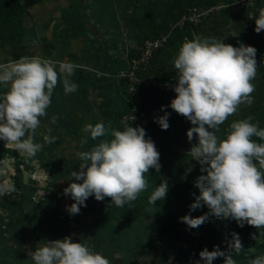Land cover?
<instances>
[{"label":"rangeland","instance_id":"1","mask_svg":"<svg viewBox=\"0 0 264 264\" xmlns=\"http://www.w3.org/2000/svg\"><path fill=\"white\" fill-rule=\"evenodd\" d=\"M21 1L28 9L22 19L26 29L21 30L20 19L14 24L24 35L27 48L34 49L35 56L73 62L82 72L76 68V77L71 80L83 77V86L75 94L67 95L62 85L56 86L66 106L78 100L81 109H70L68 114H61L59 122L52 124L54 103H51L47 116L41 118L35 132V142L43 145L35 156L27 158L14 146L0 141V186L6 190L0 195V223L10 225L0 229V262L34 264L31 253L35 249L47 241L72 237L73 242L86 243L108 258L110 264H196V261L203 264L199 253L205 249L207 231L215 217L209 215L205 223L194 229L179 220L186 214L199 217L210 212L206 205L195 211H190L189 207L199 195L194 184L202 174L201 166L190 152L196 143L195 136L192 141L187 137L191 122L170 107L165 109L171 113L167 130H162L154 118L164 115L161 107L170 105L176 97L174 88L169 85L176 84L174 59L186 39L215 37L234 47H238L246 35L250 36V41L256 34L264 40V30L255 32V22L249 31L245 27L242 30L241 21L249 0H206L212 10L200 19L192 17L191 12L203 8L197 6L202 0H166L162 7L156 3L158 0ZM251 7L264 8V0H251ZM258 15L259 11L256 18ZM175 16V26L168 33L169 45L152 49V54L148 55L145 43L155 42L164 30L165 20ZM2 26L6 34L11 32L10 25L3 23ZM35 35L38 46L32 45ZM252 83L255 85L251 94L253 103H242L237 112L220 125L217 135L221 139L226 137L233 121L251 117L252 123L258 121L264 128V66L257 69ZM93 101L97 102V107L93 106ZM99 122L106 127L110 125L109 131H122L130 125L145 128L146 138L150 137L160 152L162 167L159 172L150 169L145 173L147 189L123 207L111 203L110 197L103 201L89 197L86 207H81L77 214L85 226L81 230L70 228L60 234L57 232L59 224L56 231H51L53 226L42 227L48 218L37 214L39 208L35 204L44 200L53 202L57 198L61 210L69 214L66 206L74 201L65 196L63 190L70 183L71 172L79 171L83 163L77 153L89 151L101 140L112 138L109 135L93 140L85 131L87 124ZM49 135L56 137L53 143L45 142L44 137ZM84 139L87 143H82ZM253 139L260 142L257 137ZM164 180L175 188L170 196L166 195L152 206L150 195ZM17 201L25 202L27 214L35 220L36 234L28 232L24 242L20 226L12 224L20 209L18 212L9 210ZM104 219H109L114 231L105 244L96 242L94 234L97 233H93L98 222ZM65 221L63 219L60 226ZM9 229L11 233L7 232ZM232 233H238L243 244L241 252L232 253L237 264H249L250 260L264 256V228L248 224L240 227L230 219L219 225L216 246L222 251L228 250L225 243L231 240ZM253 233L256 239L251 238ZM14 238L17 242L12 241ZM223 261V257H218L213 264H223Z\"/></svg>","mask_w":264,"mask_h":264},{"label":"clouds","instance_id":"2","mask_svg":"<svg viewBox=\"0 0 264 264\" xmlns=\"http://www.w3.org/2000/svg\"><path fill=\"white\" fill-rule=\"evenodd\" d=\"M255 24V32L264 30V8L259 10ZM256 56L257 49L242 42L234 47L215 37H197L186 39L174 59L176 97L170 105L161 107L164 115L154 118V122L162 130L170 127L167 107L191 122L187 137L192 141L195 136L196 143L190 152L202 174L194 184L199 195L189 207L195 211L206 205L210 212L199 217H180L190 229L205 223L209 215L230 218L240 227L248 224L264 228V128L249 117L233 121L225 138L217 135L220 125L237 112L239 105L253 103ZM76 68L71 61H54L39 55L0 62V89H6L0 90V141L14 146L27 158L35 156L43 147L35 142V132L41 118L48 114L58 80L62 76L66 95L76 92L79 86L70 79ZM57 120V115L51 117L52 124ZM109 130L110 125L106 127L103 122L85 126L93 140L109 135L112 138L77 153L83 163L79 171L71 172L70 183L63 190L74 201L66 206L70 215L79 214L91 196L97 201L110 197L118 207L135 201L148 187L145 173L150 169L159 172L162 167L160 152L154 141L146 138L145 128L130 125L122 131ZM55 139L44 137L47 143ZM82 143H87V139ZM5 191L0 186V195ZM168 191L164 180L150 195L149 203L153 206L162 201ZM231 237L226 251L219 246L212 251L203 249L199 253L203 264H213L218 257L224 258L223 264H237L232 253L241 252L243 244L238 233ZM251 238L256 239L255 233ZM31 258L34 264H110L108 258L86 243L73 242L72 237L47 241L31 253ZM249 264H264V256Z\"/></svg>","mask_w":264,"mask_h":264},{"label":"trees","instance_id":"3","mask_svg":"<svg viewBox=\"0 0 264 264\" xmlns=\"http://www.w3.org/2000/svg\"><path fill=\"white\" fill-rule=\"evenodd\" d=\"M166 0H158L156 3L158 5H160L161 7L164 5V2ZM198 7H203V8H211L209 6V2L206 0H202V3H200L199 5H197ZM260 9H254L251 7V0L248 1V3L246 4V7L244 9V15L242 18V25L244 29L246 23H247V17L249 15V13L251 11L254 12V14L256 15L257 12ZM27 12L26 6L22 3L21 0H11V1H7V0H0V43L1 44H5V45H14V44H21L26 46V43H24L25 41V37L24 35H22V33L15 27H19L18 25H15V20L16 19H20V21H22L21 23V27L23 30L26 29V27L24 26V16ZM170 18V17H169ZM166 19L165 23H164V30L160 31L161 33H159V29L157 27V32L159 33V36L161 35H168L169 31L171 30V28H173L174 25V21H176V16L170 19ZM23 19V20H22ZM256 19V18H255ZM4 23V25H7L11 27V32L8 34H6L3 31V26L2 24ZM12 25V26H11ZM156 27V25H154ZM19 31V32H18ZM158 36V37H159ZM33 44L35 45L38 41L36 35L34 36L33 39ZM253 41L255 42V44H263L264 40L261 39V37L258 36V34L254 35L253 37ZM170 42V38L168 39L166 45L168 46ZM27 47V46H26ZM29 48V47H28ZM163 50V49H162ZM161 52V51H160ZM81 68H77L78 72H82ZM76 73H74L75 75ZM72 76L70 79H73L76 76ZM79 75V74H78ZM79 80H74L73 82L78 84V90H80V87L83 86V77H79ZM59 85H62L63 87V83L62 80L58 81L57 87ZM55 88L53 96H52V102L54 103V107L52 108V110L54 111V115L58 116V120H61V114H68L70 109H74V110H79L81 109V107H79V102L78 100H73L72 102H70V104L68 106L65 105L64 100L61 98V94L59 93L58 88ZM2 91H6V89H0ZM76 92H74L75 94ZM59 122V121H57ZM61 124V123H60ZM156 145V143H155ZM1 169V166H0ZM175 187H169V191L167 193V196L171 195V190L174 189ZM194 198V194L191 197V199ZM53 203V204H52ZM35 207H38V215L44 216L46 219L48 218L47 222H43L42 227H49L53 228L51 231H56L55 227L58 226L59 224V230L57 232H59L60 234H62V232H65V230H69L70 228H74L76 230H81L83 227H85L83 225V223L80 221L78 215H70L65 213L64 211L61 210L60 207V203L58 201L57 198H55L53 200V202H51L50 200H44V202H42L41 204L37 205L35 204ZM9 207L10 211H16L18 212V209H20V211L18 212V216L17 218L15 217L14 219H12V224H18L20 226V232H22L23 234L21 235V240L22 242H24V238H26V234L31 233V234H36L35 232V224L34 221L32 220V218H30V216L27 214L28 212H26V210H28L25 206V202H21V201H17L13 203L12 208ZM66 220L65 224H61L60 226V222L62 220ZM15 220V221H14ZM230 221V218H214V220L212 221L211 226L208 229V235L206 237V241H205V248H207L209 251L214 250V246L217 245V241H218V236H217V231L219 229V225L222 223H228ZM59 222V223H58ZM6 224L4 223H0V229L2 230V226H4ZM6 226H10L9 224H7ZM112 224L110 223L109 219H104L103 222H98L96 230L93 231V233L96 231L97 234L95 235V240L96 242H103L104 244L109 242V239H111L113 237L114 231L111 230L112 229ZM32 230V231H30ZM99 231V232H98ZM7 232H12L9 230H7ZM48 232V231H46ZM2 236V235H1ZM3 240H6L4 237H2ZM12 241L17 242L16 238L12 239ZM225 243V242H224ZM25 244V243H23ZM226 247L228 249V244H226ZM0 264H2L0 262Z\"/></svg>","mask_w":264,"mask_h":264},{"label":"built area","instance_id":"4","mask_svg":"<svg viewBox=\"0 0 264 264\" xmlns=\"http://www.w3.org/2000/svg\"><path fill=\"white\" fill-rule=\"evenodd\" d=\"M7 1H11V0H7ZM211 8H195L194 9V13L193 11L191 12V15L192 17H194L195 19L196 18H201V17H204L206 15H209V13L211 12ZM190 17V16H189ZM247 23L245 25V29L249 31L250 27L254 25V22H255V14L253 11H251L247 17ZM186 20V18L183 19V21ZM192 21L194 19H191ZM180 24V23H179ZM252 40L250 38L249 35H246V38L244 39V41L242 42L245 46H254L256 49H257V56H256V59H257V65H258V69L260 67H263L264 66V43L263 44H255L254 41H250ZM168 41V35H161L157 38V40L155 42H146L145 43V50H146V53H148V55H151L152 54V49H159L160 47L166 45ZM177 82V81H176ZM171 86V88H174L175 84L173 85H169ZM144 124V123H143ZM145 126L147 125V123L144 124Z\"/></svg>","mask_w":264,"mask_h":264},{"label":"crops","instance_id":"5","mask_svg":"<svg viewBox=\"0 0 264 264\" xmlns=\"http://www.w3.org/2000/svg\"><path fill=\"white\" fill-rule=\"evenodd\" d=\"M27 13H28V9H27L25 16L27 15ZM24 26H25V21H24ZM38 43H36L35 46L36 45L38 46ZM33 50L34 49L31 50V47L27 48L26 46L21 45V44L5 45V44L0 43V62L7 63L9 59H10L9 61H14L24 56H29V57L35 56L34 55L35 51ZM9 56H12V57L9 58Z\"/></svg>","mask_w":264,"mask_h":264},{"label":"water","instance_id":"6","mask_svg":"<svg viewBox=\"0 0 264 264\" xmlns=\"http://www.w3.org/2000/svg\"><path fill=\"white\" fill-rule=\"evenodd\" d=\"M93 106L97 107V102L96 101H93Z\"/></svg>","mask_w":264,"mask_h":264}]
</instances>
